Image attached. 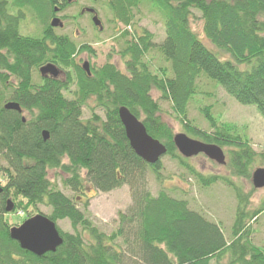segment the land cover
Returning <instances> with one entry per match:
<instances>
[{
	"label": "trees",
	"instance_id": "1",
	"mask_svg": "<svg viewBox=\"0 0 264 264\" xmlns=\"http://www.w3.org/2000/svg\"><path fill=\"white\" fill-rule=\"evenodd\" d=\"M11 1L15 9H32L44 26L57 2ZM146 3L165 19L166 37L158 49L170 65L169 77L166 69L150 71L144 61L153 47L150 37L145 33L136 37V32L120 54L126 59L125 72L106 65L88 77L74 63L77 50L71 42L52 36L49 26L43 27L39 38L20 35V16L10 15L8 0H0V158L7 164L4 169L0 166L7 176L0 192V264H264V249L252 242L251 226L263 210H250L249 197L236 199L227 240L219 225L205 221L186 200L164 190L153 196L146 187V175L150 171L160 182L163 158L153 166L138 158L118 118L119 108H126L142 122L147 135L166 148L164 157L176 161L204 188L217 183V176L200 174L178 154L173 132L152 99L155 90L171 103L183 134L217 146L232 159L227 164L232 174L249 177L258 154L236 126L219 123L208 106L199 108V113L209 131L187 122L186 115L187 106L197 97L196 81L204 76L239 105L254 108L264 121V0H110L107 7L117 22L129 26L132 11ZM193 12L199 14L207 42L230 60H220L191 30ZM47 62L72 70V75L62 72L57 79L41 78L37 87L32 73L35 70L41 76L40 67ZM71 85L75 101L64 96ZM89 97L102 109L103 120L94 114L87 121L81 119V108ZM7 103L17 104L20 111L6 110ZM24 111L28 120L23 118ZM43 132L48 133L47 140ZM49 170L67 174L63 185L74 193L84 191L81 171L98 193L127 185L133 204L118 215L116 231L106 235L91 226L72 199L51 189ZM9 193L26 201V206H48L50 213L45 217L54 224L67 220L75 233H62L56 227L62 245L41 257L21 250L9 239L1 216L6 214ZM83 204L86 209L88 203ZM78 227L88 235L87 241L77 233Z\"/></svg>",
	"mask_w": 264,
	"mask_h": 264
},
{
	"label": "rangeland",
	"instance_id": "2",
	"mask_svg": "<svg viewBox=\"0 0 264 264\" xmlns=\"http://www.w3.org/2000/svg\"><path fill=\"white\" fill-rule=\"evenodd\" d=\"M60 2L57 0L55 6ZM105 1L91 5V8L97 12L98 18L103 25V32H99L86 16L79 14L80 7L86 6V0L80 1L77 6H70L63 11L56 14V18H61L63 28H52L50 26V19L46 23V27H50V34L56 38H65L76 47V54L73 55L74 63L78 66L82 65L87 60L93 70L101 69L106 65L113 66L118 72H125V60L121 57V52L127 47L134 33L137 36H143L144 33L150 37L152 43L151 50L146 54L144 61L150 71L155 74L159 73V69L167 70V77L170 74V65L159 52L160 47L165 40L164 17L160 12L152 9L149 3L141 4L137 9L132 11V21L129 26L117 22L113 17L110 8L106 6ZM7 12L13 16H20L18 23L19 34L27 37L41 36L42 30L45 27L39 17L32 11V9H15L12 6V1L8 0ZM195 21L191 23V30L195 32L198 39L206 45L212 52L216 50L207 42L203 33V23L199 18L197 12H193ZM19 18V17H18ZM134 34V35H133ZM84 47H86L84 49ZM4 53V52H3ZM217 57L222 61L230 60V56L223 53L215 52ZM54 66V65H53ZM56 66V65H55ZM57 68L66 75H72V70H67L57 65ZM61 74L54 79H57ZM46 78L40 76L37 71L32 73V81L37 87L40 86L42 79ZM52 78V77H49ZM62 80V79H60ZM12 82V81H11ZM197 97L194 103L187 106L186 121L194 123L197 128L209 131L205 120L199 113V108L208 106L211 115L219 123L233 124L241 131L239 134L245 135L253 153L258 154L254 163L250 168V173L256 168L264 167V121L257 115L252 107H245L236 103L233 99L228 97L225 92L218 86H215L204 76H201L196 81ZM75 88L71 85L68 92L64 93L66 99L75 101ZM152 99L158 104L160 108L159 116L161 120L169 128H171L173 135L184 133L182 126L179 124L177 117L174 118L171 103L163 101L160 94L152 90ZM7 102L8 99L6 100ZM6 101L4 103H6ZM98 116L101 120L104 119L102 109L98 108L94 97H89L81 108V119L87 121L91 115ZM23 118L29 119L27 111L23 112ZM193 124V125H194ZM195 126V127H196ZM186 137L197 138L196 136L184 134ZM188 137V138H189ZM226 149H224L225 152ZM227 156V155H226ZM228 157V156H227ZM229 158V157H228ZM64 163L67 161L64 160ZM163 171L162 180L156 181L152 173L149 171L146 175V184L148 191L156 196L161 190H164L171 197L175 199H184L188 202L189 208L204 214L211 222L218 223L224 231V235L228 240L230 238V227L233 222L236 200L233 197V192L228 187L229 182L240 186L245 192H250L252 186L250 180L238 179L233 176L232 171L223 166L214 165L209 159L204 156H197L189 160V165L197 172L204 176H217L219 178L217 183H214L209 188H203L193 177H191L176 161L164 157L162 160ZM0 166L4 169L7 164L0 158ZM81 179L83 180L84 191L81 193H74L68 187L63 185L64 179L68 175L62 173L60 170H49L47 172V180L51 185L53 191H59L61 194L69 199H72L77 208L83 212L92 227H95L99 232L110 235L116 231L118 227V215L126 213L133 202L131 199V192L127 185L106 194L95 192L89 184L86 183L85 172L81 171ZM223 177V178H222ZM222 179V180H220ZM7 183L6 173L0 171V189L5 187ZM14 204V211L1 215L5 227L9 230L21 227L29 220L35 217H45L50 213V208L46 205H40L36 208L26 206V201L20 197H15L9 193L8 198ZM264 199V189L254 191L249 197V208L251 210H263L258 221L253 226L254 234L252 242L264 249V208L262 207ZM83 202L88 203L85 209ZM210 216V217H209ZM46 218V217H45ZM47 219V218H46ZM56 227L67 234L75 233L67 220L57 221ZM77 233L81 234L85 241L89 239L88 235L84 233L80 227L77 228Z\"/></svg>",
	"mask_w": 264,
	"mask_h": 264
},
{
	"label": "water",
	"instance_id": "3",
	"mask_svg": "<svg viewBox=\"0 0 264 264\" xmlns=\"http://www.w3.org/2000/svg\"><path fill=\"white\" fill-rule=\"evenodd\" d=\"M74 1V0H70ZM58 19H53L50 23L52 28L57 27ZM93 24L101 30L100 22L96 16L93 18ZM82 70L89 76L87 63L83 64ZM42 77L50 74L52 78L58 76V71L51 65L40 68ZM6 110L19 112L17 104H7ZM118 118L123 126L125 136L129 146L134 154L143 160L146 164L153 166L158 163L165 155L166 148L157 140L147 135L146 129L134 115L126 108L121 107L118 110ZM43 139H48V133H42ZM173 144L179 155L183 158H191L198 154H203L206 158L214 161L218 165H223V151L215 145H205L194 141L184 134H177L173 137ZM254 184L257 187H264V170H257L252 175ZM13 209L11 201L6 202V212ZM11 240L17 241L20 249L25 250L36 257H41L48 252H55L62 245L56 226L45 217H35L18 229H11L9 232Z\"/></svg>",
	"mask_w": 264,
	"mask_h": 264
},
{
	"label": "bare ground",
	"instance_id": "4",
	"mask_svg": "<svg viewBox=\"0 0 264 264\" xmlns=\"http://www.w3.org/2000/svg\"><path fill=\"white\" fill-rule=\"evenodd\" d=\"M96 16V14L94 15V17ZM93 17V18H94ZM96 18H97V20L100 22V20L98 19V17L96 16ZM92 23H93V20H92ZM263 24H264V22H263ZM100 25H101V28H102V24H101V22H100ZM95 26V25H94ZM99 28V27H98ZM76 48V47H75ZM83 64H85V63H83ZM83 64L82 65H80V68L83 66ZM44 67V66H43ZM40 68H42V67H40ZM55 68V67H54ZM81 70H82V68H81ZM83 71V70H82ZM84 72V71H83ZM85 73V72H84ZM86 74V73H85ZM87 75V74H86ZM91 76V72L89 73V76L88 77H90ZM46 78H48V77H51V75L50 74H47L46 76H45ZM137 119V118H136ZM138 120V119H137ZM139 121V120H138ZM139 122H141V121H139ZM142 123V122H141ZM122 125V124H121ZM144 126V125H143ZM123 127V126H122ZM179 134H183V133H179ZM177 135V134H176ZM175 135H173V137H174ZM126 137V136H125ZM127 139V138H126ZM191 139V138H190ZM172 140H173V138H172ZM192 140H194V139H192ZM128 141V140H127ZM194 141H197V142H200V141H198V140H194ZM173 142V141H172ZM200 143H202V142H200ZM162 144V143H161ZM202 144H205V143H202ZM205 145H212V144H205ZM197 156H204L203 154H198ZM197 156H193V157H191V158H183V159H186V160H191L192 158H194V157H197ZM205 157V156H204ZM229 157V156H228ZM227 156H225L224 157V160H223V165H218V164H216L214 161H211V160H209V161H211L214 165H216V166H225L226 168H228L229 170H230V168L227 166V164L232 160L230 157L228 158ZM208 159V158H207ZM143 161V160H142ZM144 162V161H143ZM145 163V162H144ZM148 165V164H147ZM257 170H264V167L263 168H261V167H259V168H256V169H254L253 170V172H251L250 173V175H249V177H247V176H245V175H240V174H236V173H233L234 175V177H236V178H238V179H245V180H250V184H251V186H252V190H250V192H245V191H243L241 188H240V186H238V185H234L233 183H231V184H229L228 185V187L231 189V191L233 192V197H234V199L236 200V199H238V198H240V197H251L252 196V194H253V192L254 191H259V190H262V189H264V187H257L255 184H254V182H253V179H252V175L254 174V172L255 171H257ZM231 171V170H230ZM212 186V185H211ZM210 186V187H211ZM207 187V185H205V188ZM204 188V187H203ZM207 188H209V187H207ZM263 201H264V199H263ZM236 203H237V200H236ZM250 203V202H249ZM250 209V208H249ZM236 210H237V205H236V208H235V214H234V220H235V215H236ZM251 210V209H250ZM255 210V209H254ZM195 211V210H194ZM196 212V211H195ZM261 213H259V215H260ZM199 215L200 216H202L204 219H205V221H207V217L204 215V214H200L199 213ZM210 217V216H209ZM260 217V216H259ZM259 217H258V219H259ZM256 219V218H255ZM254 219V220H255ZM234 220H233V222H234ZM233 222H232V224H233Z\"/></svg>",
	"mask_w": 264,
	"mask_h": 264
},
{
	"label": "flooded vegetation",
	"instance_id": "5",
	"mask_svg": "<svg viewBox=\"0 0 264 264\" xmlns=\"http://www.w3.org/2000/svg\"><path fill=\"white\" fill-rule=\"evenodd\" d=\"M80 1H82V0H74V1H70V0H60V2L57 4V6L54 5V10H53V12H52L51 14H49V19H50V21L53 20V19H55V18H56V14L62 12V11H63L62 9H66L67 7H70V6H71V7H72V6H77V4H78ZM101 1H105V2L108 4V2H109L110 0H86V6H82V7H80L79 14H80L81 16H86V17H88L89 19H91V22H92L94 15L96 14L97 17H98V15H97V12H96L94 9L91 8V5L96 4V3H100ZM62 4H67V5H66V7H63ZM107 4H106V6H107ZM98 19H99V18H98ZM58 20H59V26H60V28H63V27H64V24H62V22H61V18L59 17ZM92 25L94 26L93 23H92ZM94 27H95L99 32H103V29H104V28H103V25H102L101 30H100L98 27H96V26H94ZM61 39L65 40V42L67 41V39H65V38H61ZM75 54H76V53H75ZM83 62H84V63H87V65H88V72H89V73L94 71L93 68L90 67V64H89V62H88L87 60H85V61H83ZM46 65H51V66L54 65L53 67H55V69L58 71V74H62V72L59 70V68H57V65L55 66V64H53V63H48V62H47L45 65H42L41 67L46 66ZM79 67H80V66H79ZM48 78H49V77H48ZM50 79H52V78H50Z\"/></svg>",
	"mask_w": 264,
	"mask_h": 264
},
{
	"label": "clouds",
	"instance_id": "6",
	"mask_svg": "<svg viewBox=\"0 0 264 264\" xmlns=\"http://www.w3.org/2000/svg\"><path fill=\"white\" fill-rule=\"evenodd\" d=\"M9 239H10V237H9Z\"/></svg>",
	"mask_w": 264,
	"mask_h": 264
}]
</instances>
